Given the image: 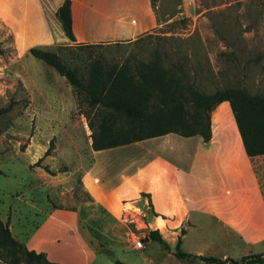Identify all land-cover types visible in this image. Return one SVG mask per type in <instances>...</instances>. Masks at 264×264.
Instances as JSON below:
<instances>
[{
  "label": "rangeland",
  "instance_id": "1",
  "mask_svg": "<svg viewBox=\"0 0 264 264\" xmlns=\"http://www.w3.org/2000/svg\"><path fill=\"white\" fill-rule=\"evenodd\" d=\"M123 1L127 4L123 16H128L130 22L142 20L143 5L149 8L152 17L134 39L74 42L68 39L53 50L68 65L78 66L83 72L95 57L110 64L159 60L175 72L171 82H179L188 116L197 111L191 100L198 93L232 87L264 94V0ZM54 92L66 99L60 118L65 128L57 125L54 113L41 112V118L37 119L42 104L30 105L31 97L38 101L40 96ZM71 95L77 109L67 114ZM198 109L204 119L207 112ZM107 110L89 105L84 93L78 96L66 77L53 66L30 54L29 49L16 47L9 23L0 13V217L11 213L15 222L23 220L24 227L42 218L36 211L48 208L47 188L32 190L31 181L39 179L34 170L36 166H43L48 177L62 178L66 195L74 191L81 218L79 224L78 218L75 222L58 208L57 216L71 226L56 223L39 231L45 238L49 259L62 264H85L96 251L98 259L94 264H115L114 259L132 264H153V261L176 264L178 258L186 264H203L200 257L178 256L175 245L169 247L157 240L145 241L143 248L133 247L123 235L129 228L138 226L134 217L121 214L119 218V214L94 203L82 188V163L69 149L75 142L77 152L86 155L89 138L82 128L70 124L80 123L75 117L87 124V113L88 119L97 126ZM124 123L123 116L117 115L114 126L118 128ZM48 146L54 156L51 163L43 165ZM51 197L59 199L56 195ZM130 219L133 221L129 222ZM162 222L159 218L158 224ZM150 230L138 229L136 234L141 236L144 231L149 234ZM255 249L260 252L263 248ZM214 251L218 257L225 254L224 257L230 255L234 259L245 253L239 243L228 250ZM250 264H264V255L262 261Z\"/></svg>",
  "mask_w": 264,
  "mask_h": 264
},
{
  "label": "crops",
  "instance_id": "2",
  "mask_svg": "<svg viewBox=\"0 0 264 264\" xmlns=\"http://www.w3.org/2000/svg\"><path fill=\"white\" fill-rule=\"evenodd\" d=\"M62 1L0 0V13L9 23L16 47L25 51L38 46L54 51L56 45L68 42L56 14ZM124 7L127 4L123 0H71L75 41L134 39L149 24L150 11L143 5L142 20L132 23L123 16ZM70 99L67 114L77 109L75 98L71 95ZM63 101L66 99L54 92L40 96L38 101L31 97L30 105L42 104L40 110L35 108L40 111L37 119L41 112L54 113L57 125L65 128L60 121L65 110ZM75 119L80 123L70 125L82 128L89 138L86 155L77 152L75 142L69 149L82 163L81 186L94 203L113 214L132 215L138 226L129 231L157 229L169 247L178 245L181 251L196 255L209 252L215 256L214 250H228L235 243L242 245L244 254L264 253V153L245 152L228 100L211 110V135L206 140L198 133L185 136L168 132L93 149L91 129L80 117ZM58 149L57 145L54 150ZM43 156L42 164L47 165L54 155ZM34 170L39 179L31 181L32 190L47 188L48 208L36 211L42 218L29 227H24L23 220L15 222L11 213L0 218L27 248L44 252L49 259L45 238L39 231L56 223L71 226L57 216L58 208L67 218L75 222L78 218L80 224V210L75 206L78 197L74 191L66 195L62 178L48 177L43 166ZM159 218L163 220L160 225ZM129 231L123 235L124 240ZM144 235L145 241L152 240L145 231ZM184 245L189 248L181 249ZM257 247L262 251L257 252ZM97 259L93 251L91 261L85 264H94ZM0 263L13 264L1 259ZM176 264L186 263L178 258Z\"/></svg>",
  "mask_w": 264,
  "mask_h": 264
},
{
  "label": "trees",
  "instance_id": "3",
  "mask_svg": "<svg viewBox=\"0 0 264 264\" xmlns=\"http://www.w3.org/2000/svg\"><path fill=\"white\" fill-rule=\"evenodd\" d=\"M154 1L152 0V3ZM56 14L65 35L75 41L71 0H63ZM29 52L65 76L78 96L84 93L89 105L109 109L97 126L88 119L86 113L93 149L168 132L185 136L198 133L206 140L211 135V110L220 101L228 100L245 152L248 155L264 153V94H251L244 88L232 87L217 89L212 93H198L191 100L197 111L188 116L185 100L180 95L179 82H171L175 72L163 66L159 60L110 64L100 57H95L83 72L78 66L68 65L57 51L31 46ZM198 108L207 112L204 119L199 115ZM117 115L123 116L125 120L118 128L114 126ZM49 146L44 155L49 154ZM148 237L164 243L157 229L150 230ZM176 248L178 256H198L203 260V264H250L253 261H262L264 255L250 253L242 255L239 259L220 258L184 252L178 245ZM0 259L13 264H62L49 260L44 252L27 248L12 234L8 224L1 218ZM114 262L132 264L120 259H114Z\"/></svg>",
  "mask_w": 264,
  "mask_h": 264
},
{
  "label": "built area",
  "instance_id": "4",
  "mask_svg": "<svg viewBox=\"0 0 264 264\" xmlns=\"http://www.w3.org/2000/svg\"><path fill=\"white\" fill-rule=\"evenodd\" d=\"M121 214H119L120 218ZM126 240H129L133 247L135 248H143L144 243L146 240V236L143 235H137L136 231H129L128 234L125 235Z\"/></svg>",
  "mask_w": 264,
  "mask_h": 264
}]
</instances>
